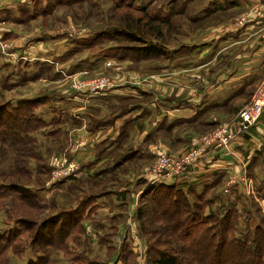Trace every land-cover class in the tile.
Returning a JSON list of instances; mask_svg holds the SVG:
<instances>
[{
	"label": "crops",
	"instance_id": "obj_1",
	"mask_svg": "<svg viewBox=\"0 0 264 264\" xmlns=\"http://www.w3.org/2000/svg\"><path fill=\"white\" fill-rule=\"evenodd\" d=\"M183 3L184 1L181 6ZM232 4L236 6V12L249 8L252 2L251 0H209L203 8L209 7L221 11ZM31 5L30 1L20 3L15 1L1 10L0 20L1 26L6 27L5 37L17 32L10 26L11 22L23 21L26 18L25 12L31 9ZM205 9L199 10L198 15L195 16L208 15L210 10ZM209 17L204 20L205 24L209 21ZM228 17L220 19L221 21L214 20L217 22L211 25L204 24L205 28L197 31L200 35L194 43L189 44L190 48L193 47L190 52L196 53L193 59L192 54L187 55L181 48L179 51L175 49L174 56L184 60V64L174 66L172 63L174 67H166L163 74H160L163 77L154 73L156 76L153 80L137 89L108 88L94 96L81 92L61 91L60 94V84L56 80H50L49 83H53L51 90H57L59 95L50 96L52 92H49L11 99L17 102L25 97L38 98L47 95L50 96L49 105L55 108L53 115L48 118L41 113L44 109L40 112L37 110L47 122H63L68 116L71 118L72 123L65 131L72 136L68 154L79 164V170L70 177V180L90 179L97 174L98 177L109 181V186L102 192H91L94 194L93 204L87 208L83 216L84 221L93 225L94 230L99 232L101 237L98 239L99 245L106 251L111 247L118 248L114 240L115 233L126 231V228L130 229L132 223L137 229L141 226L137 210L145 205L151 196V192L147 195L144 192L150 190L154 184L160 183L150 184L143 174L149 163L155 159L154 152L183 151L194 144L203 133L233 119L239 109L249 101L264 75V41L256 33L257 28L264 29V18L253 19L242 29L228 33L223 31V23ZM30 47L34 49L21 50L23 54L28 55V60H49L46 54L50 48L45 46V40H37ZM5 63L8 67L5 66L1 71L5 72L10 66L12 68L15 66L10 59ZM42 66L52 68V65L48 64ZM37 73L39 74L36 76L44 80L49 78V73ZM15 76L16 72L10 75L12 78V83L9 81L10 86L29 83L25 73L18 75L19 80L13 79ZM242 92H246V95L238 98L243 94ZM144 93H150L152 97L146 99ZM131 99H134V102L129 104ZM121 103L128 107H118ZM78 123L85 124L84 132L90 134L81 141V145H78L80 134L76 135L77 132H74ZM124 131L127 135L123 133ZM63 143L66 142L61 141L60 144ZM60 144L56 146L59 148ZM116 154L123 156L114 163ZM137 155L145 156L146 159H141L139 167L126 170L124 168L126 160ZM147 157L151 159L148 160ZM119 165L124 171L119 175L111 173ZM230 172L239 174L246 172L254 182L259 184L263 182L264 112L246 133L241 134L232 143L229 151L208 153L197 166L171 183L177 184L179 188L192 195L199 193L204 196V192L208 193L220 184L222 173L228 175ZM214 195L209 197L216 200ZM234 199H238L236 191L230 195L229 200ZM261 202L263 205L264 199ZM85 222L84 228H86ZM105 237L108 240L105 241L103 239ZM99 254L102 256V253ZM111 260L113 264H124L120 254L112 255ZM110 262L105 261V264Z\"/></svg>",
	"mask_w": 264,
	"mask_h": 264
},
{
	"label": "rangeland",
	"instance_id": "obj_2",
	"mask_svg": "<svg viewBox=\"0 0 264 264\" xmlns=\"http://www.w3.org/2000/svg\"><path fill=\"white\" fill-rule=\"evenodd\" d=\"M38 1H42L39 4L42 6L40 7V12L32 17L25 18L21 22H15V20H13L14 23L11 22L10 26L15 28L17 32L5 37V40L0 39V43L7 41L8 47L12 49V52L18 53L19 51L20 54H23L21 50H29V48L34 49L30 47L33 43L40 39L45 40V46L50 48L46 54L49 56V60H28L20 58L14 61L8 55L0 53V108H5L8 102L11 101L12 98L14 99V97L37 96L49 92H52L50 96L59 95L57 90H51V85L53 83H49L50 80H56V82L60 84L61 90H59V93L61 91L81 92L88 96H94L108 88L126 89V87H130L131 89H137L139 86L153 80L156 76L154 73L163 77V75L160 74H163L166 67L181 66L184 64V60L176 55L174 56V54L171 55L173 56L172 58L170 56H152L139 59L138 61L133 59L120 60L115 58L107 60L92 58L90 62H86L85 59L90 54L87 49L75 53L71 57L67 56L68 58L65 59L66 52L75 48L69 36H78L79 34L90 36L106 28L116 26L119 24V21H125L128 18H132V15L140 14L141 12L133 7H117L116 3H119V0H82L69 3L62 2L53 6H51V4H54L55 0ZM153 1H155L157 5L165 7L172 2L176 4L172 7L174 18H176L174 19L175 22L173 25H171V21L166 24L165 20L154 21V24L162 27L163 32V34L157 35V38L166 44H174L173 46L177 47L180 46L181 50H184L187 55L192 54V59L196 56V53L190 52V50H193V47L190 48L189 44L194 43L197 36L200 35H198L197 31L205 28L204 20L207 19L206 17L210 16L205 26L217 22L214 20L221 21L229 16L226 19L227 21L223 23L224 31L227 25L232 24L233 19L242 16H253V10L255 8L253 6L251 9V5L249 8L244 10L241 9L240 11L237 10L235 12L236 6H233V4L227 5L221 11L208 7L206 9L210 10L209 14L205 17H198L195 15H198L199 10L205 9L203 7L208 4L209 0H140L142 3ZM183 1L184 3L181 8V3ZM13 2L15 1L9 4ZM20 2L21 1H19V3ZM45 6L46 9H43ZM168 7L170 8V5ZM5 28V26H1L2 33L6 30ZM145 37L151 39V37L155 38L156 36L148 35ZM86 44L88 45V43ZM8 59L14 62V68L10 66L5 72L1 71L8 65L5 63ZM172 63L174 66H172ZM42 64L52 65V68L47 66L41 67ZM56 69L58 74H56ZM21 71L23 72L21 73ZM13 72H16V76L13 78L16 80L20 78L18 75L25 73L29 83L10 86L12 80L10 75ZM37 72L49 73L48 77L50 79L47 78V80H44L36 76V74H39ZM118 74L120 75L118 76ZM211 75L210 73V78ZM104 76L110 78V83L108 87L101 91L93 88L89 90L88 86L84 84L88 78H102ZM156 79L160 80L159 78ZM130 88H128V90H130ZM256 89L254 90L256 91ZM253 94L254 93H252V95ZM245 95L246 92L238 96V98H242ZM143 96L147 99L152 97V94L144 93ZM52 99L53 98H51V100ZM131 102H134V99L129 100V104ZM49 103L50 101H47L36 108L39 112L41 109H44L41 113L48 118L51 117L55 111V108L49 105ZM118 107L128 106L121 103L118 104ZM7 118L8 116L6 113L0 110V126H4V123L7 122ZM70 123L72 122L69 116L64 119L63 122H46V124L41 127L31 130V139H25V143L27 144L23 147L21 144L24 143L20 144L21 140L18 141L16 147L8 144V142H1L2 140H0V194H4L3 192L7 191L4 187L13 183L18 187H28L29 196L32 201H36V196L40 200V205H28L19 195V193L23 192V188H19L18 194L13 193L14 195L12 196L9 195V192L12 191H8V194L5 196L0 195V247H6L2 250L3 253L0 258V264H40L39 258H42L43 252L42 250H37V248H40L41 245L39 243L34 246V244H31L30 240L31 232H34L36 226L31 225V229L26 232L22 224L15 222L18 217L28 216V218L36 219L38 222L42 221L51 215L53 216L60 208L78 204L77 202L83 198L86 192L100 193L104 188L109 186V181L102 177H98L97 174L96 177L91 176L92 178L90 179L77 178L75 181H71L69 176L75 175L78 173L77 172L66 176L69 177V179L65 177L67 180L64 179L65 181L62 180L60 182L51 177L53 169L52 160L56 159L58 156L60 159L68 156L70 150L69 141L72 136H70L69 132L66 133L65 131ZM84 127L85 124H76L74 132H77L76 135L80 134L79 141L84 140L86 135L90 136L88 132H84L86 129V127ZM6 135L8 136V132H6ZM61 141L66 143L60 144ZM58 144H60L59 148L56 146ZM24 151L26 153H24ZM29 154H31V156ZM122 156L123 155L116 154L114 163L117 162L118 159H121ZM142 158L146 159L145 156L137 155L126 160L127 162H125L124 168H126V170H132L134 167H139ZM147 159L150 160L151 158L147 157ZM124 161L125 160H123V162ZM153 162L154 159L149 165ZM123 171V168H120L119 165L117 169L111 173L119 175ZM221 177L220 184H218L215 189L213 188L214 190L212 189V191L205 193L200 199L205 206V212L208 213L212 209L218 210V207L220 212H223L224 208L232 206V209L234 208L233 210L235 211L234 215L238 213L241 215L240 219H238V228L241 232L250 229V225L254 226L258 223L264 225V203L263 205H261L262 202L260 203V201L264 199V179H262L263 182L261 184L254 182V192L251 194L248 190L245 191L240 184L236 186H227L229 174L222 173ZM223 183L224 186L222 189ZM241 188L244 192L241 191ZM235 189L239 199H234L233 202L229 199ZM209 195H214L216 200L208 202L207 198ZM223 204L226 205L222 208L221 206ZM11 208L14 212H10ZM84 222L85 221H83V224ZM85 227L84 235H82L80 239L70 243L71 247H74V249H87L93 255L102 253V260L111 261L110 264H113L111 260L112 255H121L124 244L125 246L128 245L132 253V264H138L142 252L145 255L143 264H154L151 261L153 257L149 253V242L147 236L144 234L142 224L136 231L132 228H126V231L115 233L114 240L118 248L114 249L113 252L101 248L99 245L100 242L98 241L101 237L99 236V232L94 230L93 225H89L85 222ZM9 229H12V233H8ZM95 233H97V235H95ZM137 238L144 241L143 251L134 245ZM45 246H48V244ZM45 253L47 259L50 258L51 264H70V258L65 254V251L54 248L53 244L47 247Z\"/></svg>",
	"mask_w": 264,
	"mask_h": 264
},
{
	"label": "trees",
	"instance_id": "obj_3",
	"mask_svg": "<svg viewBox=\"0 0 264 264\" xmlns=\"http://www.w3.org/2000/svg\"><path fill=\"white\" fill-rule=\"evenodd\" d=\"M73 1L82 0H55L51 6ZM30 2L32 9L25 12L26 18L38 14L42 7L39 5L42 1L31 0ZM172 3L169 4V8L157 5L155 1L142 3L140 0H119V3H116L117 7H133L141 13L134 14L132 18L119 21L116 26L90 36L83 34L69 36L75 48L66 52L64 58L71 57L85 49L90 52L85 59L86 62H90L92 58L138 61L145 57L171 56L175 49L180 50V46L160 41L157 35L163 34L162 27L154 24V21L165 20V24L171 21L173 25L176 18H174L172 7L176 4L172 5ZM44 8L46 9V6ZM148 35L156 37L148 39L145 37ZM48 98L50 96L47 95L38 98L25 97L17 102L11 100L5 108L1 107L0 110L8 116L4 126H0L1 142H8L16 147L18 141L21 140L20 144L24 143L21 146H25L27 144L25 139H31V130L47 122L36 108L46 103ZM123 133L127 135L125 131ZM72 176L74 175L69 177ZM17 187L16 184L11 183L4 187L7 191L0 195L5 196L8 191H12L9 192L12 196L13 193L18 194L19 188H23V192L19 193L21 199L30 206L40 205L37 196L36 201L30 199L28 187ZM148 192H151L150 201L148 200L137 210V215L141 219L144 234L148 238L149 253L153 257L152 263L264 264V225L261 223L250 225V229L241 232L238 228V219L241 215L239 213L234 215L235 211L232 206L224 208L223 212H220L218 207V210L212 209L207 213L204 204L200 201L202 194L192 195L171 182L154 184L144 194L147 195ZM93 199V193H85L83 198L77 202L78 204L60 208L53 216L39 222L28 216H20L16 219L15 222L22 224L26 232L31 229V225L36 226L34 232H31L30 240L34 246L39 243L41 245L37 248L43 252L42 258H39L40 264H51L50 258L47 259L45 253L50 244L58 250H64L70 258V264H105L100 254L93 255L87 249L76 250L70 245L72 241L84 235L83 216L87 208L93 204ZM207 201L213 200L209 197ZM10 212L14 210L11 208ZM8 233H12V229H9ZM103 239L108 240L107 237ZM47 244L48 246H45ZM124 246L121 253L124 264H132L130 248L128 245ZM5 248L0 247V258ZM109 251L113 252L114 247H111Z\"/></svg>",
	"mask_w": 264,
	"mask_h": 264
},
{
	"label": "built area",
	"instance_id": "obj_4",
	"mask_svg": "<svg viewBox=\"0 0 264 264\" xmlns=\"http://www.w3.org/2000/svg\"><path fill=\"white\" fill-rule=\"evenodd\" d=\"M21 1L28 2L31 0H0V12L5 9L10 2ZM252 7L254 6V15L242 16L233 19L232 24L227 25L224 29L225 32L233 33L243 27H245L251 20L264 18V0H251ZM260 22V21H258ZM0 20V39L5 40V35L2 33ZM256 33L260 34V37L264 41V29L257 28ZM5 44V45H4ZM0 53L8 55L14 61L24 58L27 59V54H20L12 52V49L8 47L7 41L0 43ZM110 78L104 76L102 78H88L84 84L90 89L103 90L109 86ZM264 112V75L257 86L256 91L252 95L249 102L242 106L235 117L230 121L223 123L213 130L203 134L199 139L192 145L185 148L180 152H168V151H155L154 162L147 166L144 174L150 184L156 182H174L186 174L191 168L197 166L203 161L206 155L213 151H229L233 142H235L241 134L254 125L262 116ZM82 142L79 141L78 145ZM58 158V159H57ZM53 159L52 162V176L55 180H61L68 175L77 173L79 170V164L70 155L66 158L60 159L58 156ZM228 184L238 185L240 184L244 190H248L251 194L254 192V181L250 175L246 172L235 173L230 172ZM228 190V189H227ZM247 192V193H248ZM249 194V193H248ZM131 228L136 231L135 225L130 224ZM143 240L137 238L135 246L139 247L143 251ZM145 261V255L143 252L140 255L138 264H143Z\"/></svg>",
	"mask_w": 264,
	"mask_h": 264
}]
</instances>
